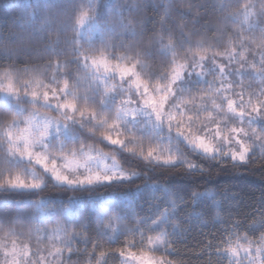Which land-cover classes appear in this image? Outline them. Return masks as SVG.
<instances>
[{
  "label": "snow or ice",
  "instance_id": "snow-or-ice-1",
  "mask_svg": "<svg viewBox=\"0 0 264 264\" xmlns=\"http://www.w3.org/2000/svg\"><path fill=\"white\" fill-rule=\"evenodd\" d=\"M25 3L29 5V15H33V5L38 7L39 0H25ZM98 4L99 0H89L85 11V5L80 3L71 17L45 11L38 27H24L27 20H23L19 32L10 29L5 35L0 31V58L20 60L22 54L33 53L49 57L43 72L27 66L17 69L12 63L0 64L3 70L0 163L4 165L0 170V191H43L47 187L46 177L50 176L57 188L72 193L57 206H52L51 197H40L29 202L23 219L0 221L3 255L0 264H44L47 256L32 260L41 252H47L58 264L65 261L71 264L72 256L80 252L74 247V241L92 243L88 264H107L109 256L117 255L122 264H173L167 257L174 253L176 244L184 242V233L190 234L195 223L201 228L220 223L205 219L213 207H219L217 196L239 199V194L225 197L223 192L208 187L180 196L164 188L161 197L164 207L155 219L139 214L136 202L130 198H124L129 199L128 204L122 203L119 197L108 203L106 193L98 189H109L114 182L131 183L144 176L142 184L124 190L141 196L149 189L154 194L161 184L140 171L125 170L117 159L118 154L104 151L98 147L97 140H78L70 135L72 125L87 129L152 166L182 168L189 174H210V169L199 160L172 146L183 141L193 154L220 166L230 162L233 168L246 167L259 160L264 168V0L257 12L249 11L254 7L250 4L230 12L225 19L232 22L243 16L240 28L231 35L228 30L217 29L221 35L212 38L215 43H209L207 37L194 41L192 37L201 34L195 27L190 34L184 32L187 25L178 29L169 27L165 20L171 5H159L165 9V17L157 30L148 28L150 17L141 19L133 15L149 6L147 2L130 0L102 24L95 23ZM207 7L206 0L203 3L193 0L186 7L177 5L175 10L181 16L197 13L193 19L195 25L201 15H207ZM200 9L205 10L203 14L199 13ZM86 21L89 34L85 40L81 29ZM69 28L72 37H65L62 42L60 35ZM245 30L258 31L259 44L254 46L252 39L244 35ZM149 31L152 34L145 40ZM52 33L56 34L55 38ZM59 56L66 58L63 61L51 58ZM157 57L161 58L158 63L162 70L143 72L148 61ZM24 75L29 78L24 79ZM40 109L58 115L50 116ZM140 115L154 121L151 130L136 123ZM160 126L173 134L170 139L155 134ZM145 138L150 145L147 148L143 146ZM162 142L168 144L167 149L159 147ZM57 161L61 162L59 166ZM21 163H26L28 172L20 171ZM81 201L85 202L82 209ZM98 201L103 202L96 211ZM260 202L259 223L247 225L253 233L258 228L264 229V190ZM45 206L57 227L44 228L43 235L37 236L35 233L41 232L39 223H43L38 214ZM77 210L75 223L81 232L67 227ZM34 219L38 221L36 226H32ZM123 221H129V227L121 232ZM223 223L226 226L219 229L221 235L207 240L201 254L215 255L227 264H264V231L258 237L249 238L247 233L241 235L238 231L245 227L243 223L230 219ZM85 231H94L100 236L111 231L131 235L132 239H125L118 252L97 253L101 243L92 242L91 237L81 239ZM201 235L209 234L201 232ZM33 239L50 241L54 251L37 247L33 252ZM137 247H146L147 251H132ZM83 252H88L87 247Z\"/></svg>",
  "mask_w": 264,
  "mask_h": 264
},
{
  "label": "trees",
  "instance_id": "trees-1",
  "mask_svg": "<svg viewBox=\"0 0 264 264\" xmlns=\"http://www.w3.org/2000/svg\"><path fill=\"white\" fill-rule=\"evenodd\" d=\"M130 0H99L97 5V14L95 21L102 24L104 21L109 19L115 11L119 9L121 5L129 3ZM148 3L149 6L143 7L141 11L133 13V15L138 18L150 17L147 21L148 28L152 29L155 27L157 30L160 28V21L165 17V9L160 7L161 3L171 5L168 9V16L165 23L169 27L177 28L184 27V32L190 34L193 27L200 31V35L192 37V39L200 40L207 37L209 43H215L212 39L214 36L219 37L221 32L217 29L228 30L229 35L231 32L240 28V22L243 20L241 15L236 22L226 20L225 17L238 8H242L245 4L254 5L249 11L257 12L261 0H206L207 3V15H201V18L195 25L193 24V19L197 13H192L190 15L181 16L177 12L176 6L182 5L186 7L188 4L193 3V0H140L141 4ZM196 3H203L205 0H195ZM83 3L85 5L84 10L87 11V4L89 0H39L38 7L33 5L34 14L29 15V5L25 3V0H0V31H3L7 35L11 31H21L19 28L21 26V21L27 20L24 27L35 28L38 27L40 21L43 19V14L45 11L51 14L64 13L68 17L75 12L78 5ZM155 5V7L151 6ZM226 5V7H222ZM199 13L203 14L204 9L198 10ZM71 20H69V24ZM152 33L149 31L145 34L144 39L146 40ZM55 38L56 34H51ZM246 37H250L253 41L254 46L260 42V33L257 31L255 33H249L244 31ZM176 36L179 37V31L177 30ZM72 37V32L69 30L66 33L60 35V39L63 40ZM8 43V41H4ZM10 46L15 47V44ZM61 43V47H63ZM98 46V41L96 43ZM182 53V49H178ZM71 56V51L68 53ZM53 60L59 59L63 61L66 57H51ZM49 57L43 53H33L31 56L23 55L20 60H7L0 58V64H15L17 69L23 70L26 66L32 70L35 69L37 72H43L46 61ZM160 57L156 60H149L148 66L143 69V72L147 73L154 71L157 68H161L158 63ZM75 69V65H71ZM50 71V70H49ZM3 72L0 69V73ZM43 78V77H41ZM247 83V79L245 80ZM255 86V85H254ZM43 111H47L42 109ZM51 112L50 110H48ZM75 137L78 140L93 141L97 140L100 144L98 147L102 148L104 151H114L118 154L117 159L120 160L121 164L124 165L125 170L140 171L144 173L145 176L151 177L153 181H159L161 188L157 189L153 194L152 191L146 190L145 193L132 194L131 192L124 191L125 189L134 188L138 184H142L144 181V176L140 179H136L131 183L121 182L116 184L115 182L109 187V189H98V191L105 192L106 196L129 197L131 202H136V211L144 215L145 217H151L155 219L160 213V209L164 207V201L161 197L164 196L163 189L167 188L170 192L175 193L177 196L186 195L190 191H203L204 187L211 188L223 192L225 197L231 194H239L238 200H233L230 196L229 199H224V197L217 196L215 199L220 202L219 207H213L211 213L205 219L212 222L219 220L220 223L212 226L209 224L208 228H201L199 223H195L192 227L191 233H184V242L176 244L175 251L167 258L172 260L175 264H227L226 260H221L215 255L208 256L202 255L201 249L204 247V243L207 240H211L213 235L219 237L221 233L219 229L225 227L223 223L225 220H236L245 225V227L240 228L238 231L241 235L247 233L249 238H255L260 235V232L264 229H257L254 233L249 230L247 225H251L253 222L259 223L260 215L257 209L261 207L260 197L261 192L264 190V168L261 167L259 160L254 163L247 165L246 167H235L233 168L229 162L228 165L220 166L214 161H209L207 159L201 158L192 151L184 150L188 156L192 159H197L205 168L210 169V174L208 173H185L182 168H164L161 166H152L143 162L142 160L133 157L131 154L124 152L122 149L115 146L109 145L104 140L99 139L93 133L88 130H77ZM148 139L145 138L144 142ZM259 156V153L257 154ZM0 160L1 157H0ZM4 165L0 163V170H2ZM47 187L43 191H0V221L7 222L14 219H23L24 211L28 208L30 201H37L40 197L49 196L51 197L52 206L59 205L66 196L72 195L66 189L57 188L54 182L50 178H46ZM204 199V198H202ZM98 205L100 201L97 202ZM124 204H128L129 200L124 201ZM211 203V201H208ZM69 206V205H66ZM85 202L81 201L80 209L84 208ZM89 208H92V204L89 203ZM48 206H46L47 209ZM223 209L221 211L220 209ZM96 211L99 210V206L96 207ZM219 213V215H217ZM79 215V210L72 218V223L67 225L68 229L81 232L82 229L77 225L75 216ZM48 220V219H47ZM106 222V221H105ZM150 222V221H149ZM22 223V222H21ZM32 226H35V220L32 221ZM94 226V225H93ZM129 227V221H123L121 224V232L125 231ZM27 230V229H25ZM201 232L207 233L209 235L202 236ZM84 237H91L92 242L99 241L102 248L96 249L97 253L99 251H115L118 252L121 247L124 246L125 239H132L131 235H120L115 233L111 235H97L94 231H85L81 239ZM21 239V238H20ZM139 239V236H136ZM214 243L216 241H213ZM74 247L79 249L80 252L77 255L72 256L71 264H88L89 253L92 251V243L87 245L83 243L73 242ZM87 247L88 252H83V249ZM140 247L133 248V251L139 250ZM69 264V262H67ZM107 264H120V257L109 256L107 259Z\"/></svg>",
  "mask_w": 264,
  "mask_h": 264
},
{
  "label": "rangeland",
  "instance_id": "rangeland-1",
  "mask_svg": "<svg viewBox=\"0 0 264 264\" xmlns=\"http://www.w3.org/2000/svg\"><path fill=\"white\" fill-rule=\"evenodd\" d=\"M95 23H97V22L95 21ZM98 24H99V23H98ZM81 31H82V33H83V35H84V39L86 40V39L88 38V34H89V28H88V23H87V21H86V23H85V26H83V28L81 29ZM112 62L115 63V60H113ZM2 78H3V72L0 73V79H2ZM23 78H24V79H28L29 76H28V75H24ZM209 79H211V78L209 77ZM5 83H6V82H5ZM109 103H111L110 100H109ZM40 111H41V112H47V114L50 115V116H56V115H58L56 112H53V111H51V112H49L48 110H47V111H43L42 109H40ZM25 115H27V113H25ZM136 123H137L138 125H142L143 128H144L145 130H151L154 121L151 120L150 117H148V116L140 115V116L137 118ZM130 127H131V126H130ZM78 129H79V130H83V129H85V128H83V127H81V126H79V125H72V126L70 127V130H69L70 135L75 136V134H76V132H77ZM86 130H87V129H86ZM121 131L123 132V130H121ZM155 134H156V135H162V136L164 137L165 140L170 139L171 136L173 135V134L167 133V130H166L163 126H160L159 128H156V129H155ZM113 135H115V133H114ZM146 135H147V134H146ZM122 138H123V137H122ZM101 140H102V139H101ZM105 142H106V141H105ZM106 143H107V142H106ZM109 145H110V144H109ZM112 146H114V145H112ZM143 146H144L145 148L149 147V146H150V145H149V142H148V141H147V142H144V145H143ZM151 146H154V147H155V146H157V145H151ZM172 146L175 147L176 149L182 151V152H183L184 150H185V151H186V150H189V148L184 144L183 141H177V142H175V144L172 145ZM115 147L120 148L119 146H115ZM159 147L164 148V149H167L168 144L162 142V143L159 145ZM120 149H121V148H120ZM0 157H1V159H2V154H0ZM109 162H110V161H109ZM60 163H61L60 161H57V165H58V166L60 165ZM19 167H21V169H20L21 172H22V171H25V172H28V171H29V168L27 167L26 163H21V164L19 165ZM33 171H36V174H37V175L39 174V172H38L37 170L34 169ZM46 178H50V179L52 180V178H51L50 176H47ZM52 181H53V180H52ZM115 198H116L115 196H106V197H105V200H106L108 203H111L112 200L115 199ZM120 198H122V200H121L122 203H123L124 201L129 200V199H124V198H129L128 196H127V197H120ZM102 202H103V201H100V203H102ZM97 206H99L98 203H97ZM66 207H71V205L66 206ZM66 214H67V213H66ZM75 214H76V212H75ZM75 214H74V215H75ZM38 217H39V220H42V221H43V223H39V227H40V229H41V232H40V233H35V235H37V236L43 235V229H44V228H47V229L51 230V229L57 227V224H56L55 220L49 218V216H48V212H47V209H46V206L43 207V208L40 210V213L38 214ZM47 219H48V220H47ZM34 220H35V226H36L37 223H38V221H37L36 219H34ZM61 226H63V225H61ZM109 233H110L111 235H114V234H115V233H113V232H111V231H109ZM21 239H23V238H21ZM56 246H57V247H61V245H59V244H57ZM37 247H39V248H41V249H43V248H48L49 251H54V249L51 247L50 241H48V240H41V241L38 242L36 239H33V240L31 241V250H32L33 252H35L36 249H37ZM10 248H11V245L9 244V249H10ZM142 250H143V251H147V248H146V247L143 248V249L140 248L139 250H136V251H134V252H139V251H142ZM132 251H133V250H132ZM66 254H67V253H66V250H65V255H66ZM40 256H47V260L44 262V264H58V260H53L52 257H51L50 255H48L47 252H41V253L39 254V256H33V257H32L33 262H35L37 259H39ZM2 258H3V255H2V253H0V259H2ZM61 259H62V258H61ZM65 264H67V261H65ZM120 264H122L121 258H120ZM173 264H175V263H173Z\"/></svg>",
  "mask_w": 264,
  "mask_h": 264
}]
</instances>
